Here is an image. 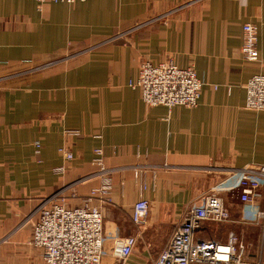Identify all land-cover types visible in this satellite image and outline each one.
I'll use <instances>...</instances> for the list:
<instances>
[{
	"label": "crops",
	"instance_id": "obj_1",
	"mask_svg": "<svg viewBox=\"0 0 264 264\" xmlns=\"http://www.w3.org/2000/svg\"><path fill=\"white\" fill-rule=\"evenodd\" d=\"M248 22L259 29L255 61L241 50ZM170 59L204 82L196 106L150 107L130 85L144 61ZM0 63L1 75L20 73L0 81V264H45L30 243L36 211L55 194L79 205L100 185L96 148L115 169L103 207L104 264H117L112 250L129 235L138 250L122 264H155L184 213L217 181L264 164V110L246 107L245 88L264 74V0H0ZM140 165L148 167L150 209L137 225ZM253 204L264 206V183ZM227 205L234 217L202 221L196 237L226 242L235 233L246 246L240 264H264L262 221L240 220L242 204L228 196Z\"/></svg>",
	"mask_w": 264,
	"mask_h": 264
},
{
	"label": "built area",
	"instance_id": "obj_2",
	"mask_svg": "<svg viewBox=\"0 0 264 264\" xmlns=\"http://www.w3.org/2000/svg\"><path fill=\"white\" fill-rule=\"evenodd\" d=\"M43 2L74 3L84 0H34ZM259 29L254 23L243 25V55L252 61L259 58ZM1 65V63H0ZM52 65L45 63L32 70H41ZM20 73L0 74V81ZM138 88L141 98L147 106L181 105L194 107L201 97L204 82L198 77L192 66L180 67L174 61L153 63L144 61L138 77L130 81ZM217 88V86H215ZM246 107L264 110V74L253 75L245 85ZM69 136H80L78 129H66ZM38 149L41 144L37 143ZM59 152L67 160L74 158L73 152L65 145ZM92 164L96 166L94 174L101 179L99 186L91 189L81 204L67 205L60 194L47 198L38 208L37 219L33 224L30 243L42 251L45 264H101L104 255V211L106 202H111L114 168L107 166L102 148L94 150ZM134 176L140 183L141 196L132 210V221L140 225L145 222L149 209V200L143 195L148 189L145 165L135 166ZM65 172L64 166L55 168ZM155 181V174L152 176ZM264 183V164L246 165L237 169V173L226 181L215 184L197 202L184 213L170 240L157 257L155 264H240L246 257V246L235 233H231L226 242L216 239L197 238L196 231L202 221L225 222L236 212L227 205V196L242 204L238 212L239 219L248 223L262 221L264 245V206L253 204L257 189ZM124 183H122V186ZM123 195V191H121ZM138 238L129 235L117 242L112 255L117 260H125L132 255ZM256 264H260L259 261Z\"/></svg>",
	"mask_w": 264,
	"mask_h": 264
},
{
	"label": "rangeland",
	"instance_id": "obj_3",
	"mask_svg": "<svg viewBox=\"0 0 264 264\" xmlns=\"http://www.w3.org/2000/svg\"><path fill=\"white\" fill-rule=\"evenodd\" d=\"M103 207H104V206H103ZM137 250H138V243H137V246L135 247L133 253H134V252H137ZM133 253H132V255L129 256L125 261L130 260V258L133 256ZM105 256H106V255H105V253H104V255H103V259H102V263H101V264H104L103 262H104ZM116 263H117V264H122L123 261H122V260H118Z\"/></svg>",
	"mask_w": 264,
	"mask_h": 264
},
{
	"label": "water",
	"instance_id": "obj_4",
	"mask_svg": "<svg viewBox=\"0 0 264 264\" xmlns=\"http://www.w3.org/2000/svg\"><path fill=\"white\" fill-rule=\"evenodd\" d=\"M221 181H217L215 184H218V183H220ZM168 238L166 239V241H165V244H164V246L161 248V250L159 251V253H157L155 256H154V260L156 261V259H157V257L160 255V253H161V251L165 248V246L167 245V243H168ZM150 246V245H149Z\"/></svg>",
	"mask_w": 264,
	"mask_h": 264
}]
</instances>
